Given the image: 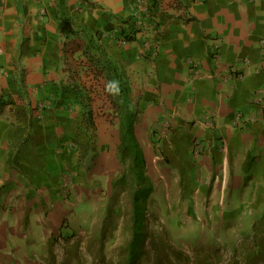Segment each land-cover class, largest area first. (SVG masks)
Returning a JSON list of instances; mask_svg holds the SVG:
<instances>
[{
	"label": "crops",
	"instance_id": "1",
	"mask_svg": "<svg viewBox=\"0 0 264 264\" xmlns=\"http://www.w3.org/2000/svg\"><path fill=\"white\" fill-rule=\"evenodd\" d=\"M146 1L151 8L137 10L132 0H0V264L31 253L26 245L38 238L31 223L44 201L58 197L69 161L63 141L85 131V111L93 112L99 142L113 130L116 144V126L103 118L117 109L102 67H117L149 123L213 116L218 130L192 123L178 134L186 153L194 129L224 143L201 155L186 208L233 220L264 211V120L232 123L236 111L252 109L253 92H264V0ZM128 33L132 40L119 45ZM41 101L47 107L38 120L33 108ZM13 126L23 133L18 139ZM210 183L205 203L199 197Z\"/></svg>",
	"mask_w": 264,
	"mask_h": 264
},
{
	"label": "rangeland",
	"instance_id": "2",
	"mask_svg": "<svg viewBox=\"0 0 264 264\" xmlns=\"http://www.w3.org/2000/svg\"><path fill=\"white\" fill-rule=\"evenodd\" d=\"M149 2L144 0L141 7L133 4L142 10L151 8ZM132 37L131 33L121 34L118 44L124 46ZM132 110L138 112L134 133L153 186L147 208L154 215L151 220L154 231L164 229L177 249L189 256L198 254L205 258V264H264V211L241 212L239 219L233 220L229 212L198 213L186 208L196 197L190 193L189 179L200 171L201 155L211 147L223 148L224 143L212 130L208 137H202L194 129L189 134L186 153L178 134L192 123L218 130L219 127H213V116L207 112L195 122L159 117L149 123L143 117L144 111L134 106ZM117 111H102L105 121L116 126V144H111L113 130L107 134V144L99 142L92 111L84 112L85 131L76 139L63 141L67 148L60 153H68L69 161L60 175L58 197L42 204L39 221L31 223L38 238L26 245L31 248L28 257L14 264H122V251L129 238L126 221L117 217L115 227L110 225L103 235L106 210L114 202L112 182L121 169ZM198 140L203 151L195 156L193 150ZM99 157H106L105 163L99 164ZM110 159L116 160L117 165L110 164ZM210 186L211 183L206 184L207 193L199 197L205 203L209 200Z\"/></svg>",
	"mask_w": 264,
	"mask_h": 264
},
{
	"label": "trees",
	"instance_id": "3",
	"mask_svg": "<svg viewBox=\"0 0 264 264\" xmlns=\"http://www.w3.org/2000/svg\"><path fill=\"white\" fill-rule=\"evenodd\" d=\"M102 69L106 70L103 75L110 85L109 99L118 110L117 152L121 165L119 174L112 182L114 202L107 207L103 235L110 225L114 224L115 227L117 217L126 221L129 238L122 251V264H205V258H200L198 254L189 256L177 249L164 229L154 231L151 224L154 215L147 208L153 186L142 148L134 133L138 112L132 110L129 90L117 67ZM102 69L101 72H104ZM13 130L15 139L23 134L18 127L13 126Z\"/></svg>",
	"mask_w": 264,
	"mask_h": 264
},
{
	"label": "built area",
	"instance_id": "4",
	"mask_svg": "<svg viewBox=\"0 0 264 264\" xmlns=\"http://www.w3.org/2000/svg\"><path fill=\"white\" fill-rule=\"evenodd\" d=\"M195 1L198 3H202L206 0H195ZM133 2L135 4H138V7H139L141 3L143 4L144 0H133ZM138 19L139 18H137L136 20H138ZM156 52L157 51H155L154 54H156ZM189 65L192 67L193 71H195L197 73V67H196L197 65H196L195 61H190ZM252 94L254 95V97L251 101H252L254 106L252 107L251 110H248V111H236L233 115V118H232V123L234 126L243 127L246 124L260 123L264 120V92L262 93V91H255ZM18 100H19V102H21L20 96L18 97ZM46 107H47L46 103L42 102V101L38 102L34 106L33 111H35V116L38 120L43 118V111L46 109ZM213 127H217V124H215ZM199 143H200L199 140L196 141V143H195V148L193 150V153L195 156L198 153H200L201 151H203L202 150L203 145L199 144ZM221 143H222V141L219 139V144H221ZM199 146H200V150H198ZM66 148H67V146L64 147L65 150H66Z\"/></svg>",
	"mask_w": 264,
	"mask_h": 264
},
{
	"label": "clouds",
	"instance_id": "5",
	"mask_svg": "<svg viewBox=\"0 0 264 264\" xmlns=\"http://www.w3.org/2000/svg\"><path fill=\"white\" fill-rule=\"evenodd\" d=\"M114 86V85H113Z\"/></svg>",
	"mask_w": 264,
	"mask_h": 264
}]
</instances>
